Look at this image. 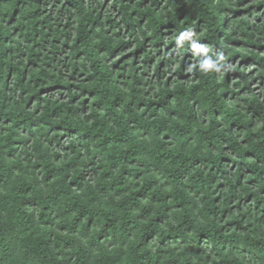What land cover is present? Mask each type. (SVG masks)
I'll return each mask as SVG.
<instances>
[{"label": "trees", "instance_id": "trees-1", "mask_svg": "<svg viewBox=\"0 0 264 264\" xmlns=\"http://www.w3.org/2000/svg\"><path fill=\"white\" fill-rule=\"evenodd\" d=\"M0 264H264V0H0Z\"/></svg>", "mask_w": 264, "mask_h": 264}, {"label": "rangeland", "instance_id": "rangeland-1", "mask_svg": "<svg viewBox=\"0 0 264 264\" xmlns=\"http://www.w3.org/2000/svg\"><path fill=\"white\" fill-rule=\"evenodd\" d=\"M166 1L167 0H161V3L164 4ZM193 63H194V56L192 55V52H189V55L185 59V69H184V72L186 74H188L191 71ZM225 65H227V63H225Z\"/></svg>", "mask_w": 264, "mask_h": 264}, {"label": "clouds", "instance_id": "clouds-1", "mask_svg": "<svg viewBox=\"0 0 264 264\" xmlns=\"http://www.w3.org/2000/svg\"><path fill=\"white\" fill-rule=\"evenodd\" d=\"M186 35H191V33H184V34H182L181 37H180L179 40H178V43H179V42H182L183 38H184ZM202 67H203V65H202Z\"/></svg>", "mask_w": 264, "mask_h": 264}]
</instances>
